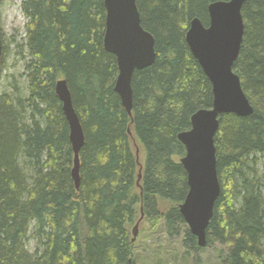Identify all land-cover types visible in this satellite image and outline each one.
Instances as JSON below:
<instances>
[{
    "label": "trees",
    "instance_id": "1",
    "mask_svg": "<svg viewBox=\"0 0 264 264\" xmlns=\"http://www.w3.org/2000/svg\"><path fill=\"white\" fill-rule=\"evenodd\" d=\"M215 1L229 0H137L157 57L134 73L131 117L115 90L117 57L104 47L105 0H21L29 21L25 93L0 87V264H136L132 228L141 207L170 237L200 248L179 209L189 186L178 135L213 104L186 32L196 17L209 24ZM242 15L234 72L254 113L220 117L221 192L207 245L225 247L223 264H264V0H245ZM59 80L85 134L79 188Z\"/></svg>",
    "mask_w": 264,
    "mask_h": 264
},
{
    "label": "water",
    "instance_id": "2",
    "mask_svg": "<svg viewBox=\"0 0 264 264\" xmlns=\"http://www.w3.org/2000/svg\"><path fill=\"white\" fill-rule=\"evenodd\" d=\"M245 0L215 1L208 6L209 24L198 17L190 21L186 41L191 53L212 83L213 104L200 109L191 118V128L178 135L186 153L181 164L187 173L188 194L179 205L180 212L197 237L199 247L207 245V233L214 208L221 192L217 169L215 137L220 128V117L236 114L246 117L254 113L234 65L244 39L245 23L242 8ZM106 23L104 47L117 57L119 75L115 90L123 106L133 117L132 81L136 70L154 64L157 53L154 36L142 26L137 0H105ZM3 60V43L0 39V65ZM56 93L70 125V140L74 151L72 171L76 187H80V151L85 144V134L74 109L66 80L56 83ZM133 123V121H132ZM130 134L132 133L129 130ZM140 173L137 185L141 188L142 165L140 149H136ZM141 217L132 230V242L139 234Z\"/></svg>",
    "mask_w": 264,
    "mask_h": 264
},
{
    "label": "rangeland",
    "instance_id": "3",
    "mask_svg": "<svg viewBox=\"0 0 264 264\" xmlns=\"http://www.w3.org/2000/svg\"><path fill=\"white\" fill-rule=\"evenodd\" d=\"M28 22L21 9V0H0V39L3 43L0 87L12 95L20 90L25 93L27 53L23 45ZM27 247L34 253L35 240L29 238ZM225 252V247L217 243L198 249L187 248L183 235L170 237L161 222H149L145 215L134 242L136 264H223L220 256Z\"/></svg>",
    "mask_w": 264,
    "mask_h": 264
}]
</instances>
